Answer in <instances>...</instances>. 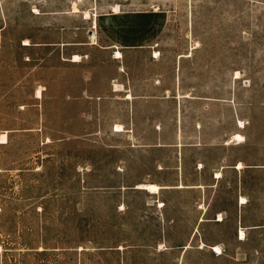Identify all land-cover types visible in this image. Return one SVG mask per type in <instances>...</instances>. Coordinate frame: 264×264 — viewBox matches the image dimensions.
I'll use <instances>...</instances> for the list:
<instances>
[{
  "label": "rangeland",
  "instance_id": "obj_1",
  "mask_svg": "<svg viewBox=\"0 0 264 264\" xmlns=\"http://www.w3.org/2000/svg\"><path fill=\"white\" fill-rule=\"evenodd\" d=\"M0 264H264V0H0Z\"/></svg>",
  "mask_w": 264,
  "mask_h": 264
},
{
  "label": "crops",
  "instance_id": "obj_2",
  "mask_svg": "<svg viewBox=\"0 0 264 264\" xmlns=\"http://www.w3.org/2000/svg\"><path fill=\"white\" fill-rule=\"evenodd\" d=\"M118 13H116L115 11H112L111 13V17L110 19H113L115 18V16L117 15ZM149 44L148 43H119V42H111V43H108V44H104L103 46H100L102 49L104 50H113V49H121L123 50V54L126 50H129V49H133V50H136V49H141V48H145V47H148ZM117 60V58H114ZM183 96V95H182ZM184 99H189V101H197V103L199 105H202L203 103L205 105H207V107H214L216 106V104L220 105L221 102L217 99H213V100H205V99H201V98H197V97H191L190 95H184L183 96ZM206 102H209V103H206ZM228 103V102H226ZM201 107V106H200ZM204 107V106H202ZM183 111H184V106H183ZM236 123H238V121L236 120ZM238 126H239V123H238ZM202 127V126H200ZM241 127V126H240ZM236 134H239V133H235L233 135L230 136L229 139L227 140H223L221 142H218V143H209V144H205V143H198V144H195V143H190V144H185L183 141L182 143L178 142V143H175V144H172V146H177V147H180L181 145V151L184 152L185 148H195V149H198V151H201L203 153H207L209 152L210 150L209 149H216L218 152L219 151H224L232 146H235L237 144H240L239 142H235L233 141L232 137H234ZM182 161V165H181V169H183V157L181 159ZM239 163H242L244 165V167L242 169H239L237 165H239ZM214 165H212L209 169V174H210V178L212 180H214V182H219L222 178H224L225 176V173L228 169H237V171L240 172V170H244L245 168H255V167H260V165H251V164H246L245 162H240V161H237L235 160L234 162H232L230 160L229 157H222V156H218V160L214 163ZM199 165H202V169L203 170H207L208 169V162L205 161L204 158H201L197 161L194 162V166H196L198 168ZM200 169V168H198ZM217 173H222V176L220 178H216V175ZM183 172H182V179L184 178L183 176ZM180 185V184H179ZM184 185V184H183ZM178 186V185H177ZM177 186H174V188H177V189H181V188H178ZM185 187L182 188V189H187V188H190V189H200L202 186L199 185V184H196V185H184ZM162 188V187H161ZM168 188V187H167ZM220 215V214H219ZM218 221H223V220H218ZM219 255V254H218Z\"/></svg>",
  "mask_w": 264,
  "mask_h": 264
},
{
  "label": "bare ground",
  "instance_id": "obj_3",
  "mask_svg": "<svg viewBox=\"0 0 264 264\" xmlns=\"http://www.w3.org/2000/svg\"><path fill=\"white\" fill-rule=\"evenodd\" d=\"M75 8V7H74ZM118 9V8H117ZM75 11H77V9L75 8L74 9ZM90 16V14H89V12H86V17H89ZM94 24H95V27H96V21L94 22ZM93 37L95 38L96 36H95V33L93 34ZM27 44H29L28 42H27ZM123 57V54H122V52L121 51H117V53H116V56H115V58H122ZM81 60V56L80 55H74V57H73V60L72 61H74V62H78V61H80ZM122 86V85H121ZM115 87H116V91H122L121 89H119L120 88V86H119V84L118 85H115ZM124 89V88H123ZM38 94H40V91L38 92ZM132 98V95L131 94H129L128 95V97H127V99H131ZM240 124H242V121H240ZM241 126H243V125H241ZM116 130L117 131H122L123 130V126L121 125V124H117L116 125ZM235 140H239V141H242L243 139H244V136L243 135H241V134H236L235 136ZM1 139L3 140V141H7V134L5 133V134H3L2 136H1ZM234 141V140H233ZM238 141V142H239ZM244 141V140H243ZM240 168H243V165H242V163L240 164ZM222 176V173H217V175H216V178H220ZM178 188H184L185 186L183 185V184H180V185H178L177 186ZM139 188H141V189H144V190H146V191H149V192H151V193H154V194H156V193H159V191H160V188H161V186H159V185H157V184H152V183H148V184H141V185H139ZM242 200H245L244 198H242ZM218 220H223V215L222 214H220L219 215V219ZM202 221H203V219H202ZM240 239H245V236H246V233H245V231L243 230V229H241V231H240ZM202 246L204 247L205 246V244L204 243H202ZM212 250L215 252V253H217V254H222V250H221V248L219 247V246H213L212 247Z\"/></svg>",
  "mask_w": 264,
  "mask_h": 264
}]
</instances>
